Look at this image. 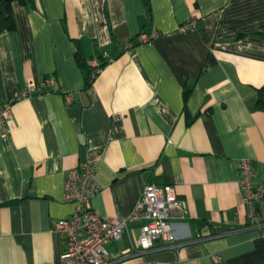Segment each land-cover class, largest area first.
<instances>
[{
  "label": "crops",
  "instance_id": "0c3cea01",
  "mask_svg": "<svg viewBox=\"0 0 264 264\" xmlns=\"http://www.w3.org/2000/svg\"><path fill=\"white\" fill-rule=\"evenodd\" d=\"M149 3L150 11L143 0L13 3L16 28L0 33V103L12 106L6 135L0 127V264H62L65 239L53 228L74 210L65 174L94 149L100 189L91 205L100 215L128 216L146 184H171L183 201L174 231L185 244L156 241L163 248L138 260L264 264V198L252 221L239 170L249 159L254 183L264 184V0ZM71 38L87 58L110 57L87 88ZM45 77L55 83L43 86ZM29 80L36 92L21 97ZM138 225L109 252L129 247Z\"/></svg>",
  "mask_w": 264,
  "mask_h": 264
},
{
  "label": "built area",
  "instance_id": "2783aa9c",
  "mask_svg": "<svg viewBox=\"0 0 264 264\" xmlns=\"http://www.w3.org/2000/svg\"><path fill=\"white\" fill-rule=\"evenodd\" d=\"M193 24L192 21L183 24L181 29ZM155 36L153 31L142 32L137 39L140 43H146ZM89 62L93 66L98 65L95 58ZM41 83L43 86L53 85L55 79L45 77ZM35 92L36 86L29 80L21 88L19 95L26 97ZM66 98L70 99L69 96ZM11 107L10 102L0 103V127L3 135L8 132V122L12 117ZM99 157V150H90L76 167L65 174L64 199L74 205V210L69 216L56 220L53 228L65 239L61 253L62 264H157L138 258L163 248L155 247L156 241H161L165 248L172 249L185 244L176 236L174 220L182 219L186 211L183 201L177 197L171 184H146L133 210L126 217H104L92 208L91 201L100 189L96 180ZM239 170L244 203L250 219L256 221V207L264 198V184L254 183L249 159L241 160ZM133 222H139L136 238L118 254L110 253L108 245L128 232L129 224ZM198 237L197 239H202Z\"/></svg>",
  "mask_w": 264,
  "mask_h": 264
},
{
  "label": "trees",
  "instance_id": "16d2710c",
  "mask_svg": "<svg viewBox=\"0 0 264 264\" xmlns=\"http://www.w3.org/2000/svg\"><path fill=\"white\" fill-rule=\"evenodd\" d=\"M106 1L107 0H105V4H106ZM14 2H17L22 5H28L31 3V0H0V33L14 31L16 28L15 18L13 14V6H12ZM143 3L147 7L148 11H150L149 0H143ZM106 16L108 18L107 12H106ZM137 38H138V35L135 36L134 38H131V40L129 41V46H125V48L141 44ZM71 41L74 47V59L76 61L77 66L81 69V72L83 74V84H84L83 86L84 88H87L91 84L95 76L99 73V71L110 60V57H105L103 54H100L97 57H94L98 61V65L93 66L92 64H90L89 61L94 58L92 57L87 58L83 54V51L80 45V38H71ZM192 87H193L192 85H185L183 92H182L183 109H184V113L187 119H189V114L187 111V101L192 91ZM257 94H258V99H257L258 107L264 109V83L260 87L257 88ZM18 201L19 199L14 200V201L5 202L3 204L11 205Z\"/></svg>",
  "mask_w": 264,
  "mask_h": 264
},
{
  "label": "bare ground",
  "instance_id": "6f19581e",
  "mask_svg": "<svg viewBox=\"0 0 264 264\" xmlns=\"http://www.w3.org/2000/svg\"><path fill=\"white\" fill-rule=\"evenodd\" d=\"M126 48H128V47H126ZM131 48V47H130ZM112 59V58H111Z\"/></svg>",
  "mask_w": 264,
  "mask_h": 264
}]
</instances>
